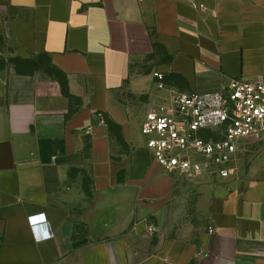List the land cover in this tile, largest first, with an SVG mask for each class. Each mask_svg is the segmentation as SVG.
<instances>
[{"label": "crops", "instance_id": "crops-1", "mask_svg": "<svg viewBox=\"0 0 264 264\" xmlns=\"http://www.w3.org/2000/svg\"><path fill=\"white\" fill-rule=\"evenodd\" d=\"M231 78L264 82V0H0V264H264V135L186 178L140 131L160 82Z\"/></svg>", "mask_w": 264, "mask_h": 264}, {"label": "built area", "instance_id": "built-area-1", "mask_svg": "<svg viewBox=\"0 0 264 264\" xmlns=\"http://www.w3.org/2000/svg\"><path fill=\"white\" fill-rule=\"evenodd\" d=\"M159 88L166 95L148 108L140 126L156 160L166 170L188 177L238 174L240 141L264 135V82L231 78L222 90L207 94H185L162 82ZM34 229L37 233L38 226Z\"/></svg>", "mask_w": 264, "mask_h": 264}, {"label": "rangeland", "instance_id": "rangeland-1", "mask_svg": "<svg viewBox=\"0 0 264 264\" xmlns=\"http://www.w3.org/2000/svg\"><path fill=\"white\" fill-rule=\"evenodd\" d=\"M185 177L186 178H189L188 176H185ZM193 208H194V204L188 203L187 204L186 211L184 212V214H185V216L190 217V219L187 218V221L186 222H184V223L183 222H180V223H177L176 224L177 226H179L177 230L182 231L183 230V227L186 224H188V222H190V224H191L190 226L192 228L190 230H187L188 235H190V234L194 235L196 233V230H202V228H203L202 226L205 225V213H203L201 215V219H200L198 217V214L196 216V212H195V210Z\"/></svg>", "mask_w": 264, "mask_h": 264}]
</instances>
